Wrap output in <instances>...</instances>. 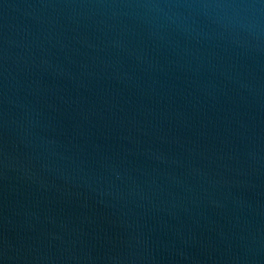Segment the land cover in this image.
I'll return each mask as SVG.
<instances>
[{"label": "water", "instance_id": "water-1", "mask_svg": "<svg viewBox=\"0 0 264 264\" xmlns=\"http://www.w3.org/2000/svg\"><path fill=\"white\" fill-rule=\"evenodd\" d=\"M0 264H264V0H0Z\"/></svg>", "mask_w": 264, "mask_h": 264}]
</instances>
